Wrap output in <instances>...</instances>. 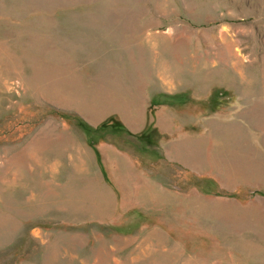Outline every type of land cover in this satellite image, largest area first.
<instances>
[{
	"label": "rangeland",
	"instance_id": "rangeland-1",
	"mask_svg": "<svg viewBox=\"0 0 264 264\" xmlns=\"http://www.w3.org/2000/svg\"><path fill=\"white\" fill-rule=\"evenodd\" d=\"M0 264H264V0H0Z\"/></svg>",
	"mask_w": 264,
	"mask_h": 264
},
{
	"label": "crops",
	"instance_id": "crops-1",
	"mask_svg": "<svg viewBox=\"0 0 264 264\" xmlns=\"http://www.w3.org/2000/svg\"><path fill=\"white\" fill-rule=\"evenodd\" d=\"M168 102H164V104L162 105H167ZM165 105V107H166ZM167 115V116H166ZM120 119L124 121V123L132 130V129H135L140 132V134L142 135L143 134V127H141L142 125H140V121L139 122H134V123H131L130 121H128L127 119L125 118H122V115L120 114ZM172 118V116L170 117ZM155 119L157 120L158 119V122L160 123H156L155 126L157 128H159L160 130H162L164 127H166L168 125V123H165L169 120V116H168V112H164L163 110L155 116ZM155 126H153V129H152V133L153 131H156V128ZM140 128V129H139ZM165 129V128H164ZM198 142H199V149H198V152L196 151V149H192L191 147V139L190 138H184L182 139V141H180L179 144H181L183 146L182 150H180L179 147H174L173 150H167V152H164V155L165 157L168 159V157H173V159H175L176 156V153H180V156L182 154V158L185 154H187V158L188 159V166L190 167H193L195 170H198V171H204L207 165V153H205L203 151V145L206 146L207 145V148H208V144L210 145V143L208 142V133L205 132L203 134H199V137H198ZM212 147H215V146H212ZM217 148V147H215ZM176 151V152H175ZM209 152L211 153L212 150L210 148ZM198 156V159L196 160V157ZM217 157V162L220 158H218V156L216 155ZM230 161H229V165H230ZM217 164V163H216ZM215 164V165H216ZM209 167H212L213 169H215L214 166H209ZM217 167V165H216Z\"/></svg>",
	"mask_w": 264,
	"mask_h": 264
},
{
	"label": "trees",
	"instance_id": "trees-1",
	"mask_svg": "<svg viewBox=\"0 0 264 264\" xmlns=\"http://www.w3.org/2000/svg\"><path fill=\"white\" fill-rule=\"evenodd\" d=\"M108 121H109V125L120 126L122 129L125 130V133L126 134H128V135H132L133 134L129 130H127L126 128H124L123 127V124H121V122L118 119H115V118L111 117ZM85 125H86L87 130L92 129L91 127H89L90 125H88V126H87V124H85Z\"/></svg>",
	"mask_w": 264,
	"mask_h": 264
}]
</instances>
